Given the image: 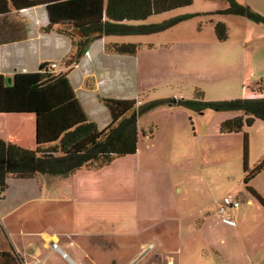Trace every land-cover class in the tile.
I'll return each mask as SVG.
<instances>
[{
    "label": "rangeland",
    "instance_id": "obj_1",
    "mask_svg": "<svg viewBox=\"0 0 264 264\" xmlns=\"http://www.w3.org/2000/svg\"><path fill=\"white\" fill-rule=\"evenodd\" d=\"M236 1L250 6L264 17V0ZM229 5L226 0H192L188 6L152 14L144 22L163 23L185 17L168 28L154 33L125 35L134 42L152 43L149 50L154 53L166 54L167 71L164 75L147 77L140 72L138 82L144 93L142 97L164 94L190 99L195 90H200L205 101H231L243 98L251 88L264 85V22L249 16L221 13ZM217 21L226 25L227 38L224 41L216 37L213 23ZM197 26L202 27L201 31ZM136 84L137 80L134 87L138 89ZM145 102L148 100L142 103ZM12 114L33 116L32 113ZM240 114V111L213 109L198 112L181 105L161 103L138 117L141 167L149 169L150 174L144 173L143 169L137 170L132 174L130 184L131 187H143L147 182H156V185L147 187L151 188L147 196L148 190L140 188L135 199L126 196L119 202L124 207L130 205L123 213L133 218L134 224H139L142 219L138 225L140 230L150 225L143 218L144 212H158L155 213L158 218H181L184 224L186 219L215 213L225 195H232L240 202L238 210L226 214L238 222L234 232H239L242 237L243 255H230L227 260L222 248L219 247L220 253L216 252L207 241L187 242L189 245L183 253L186 264H264V206L247 187L264 198V170L248 183L243 180L246 173L243 166L244 133L247 134V165L252 169L264 156V120L256 118L238 132L220 131L222 120ZM25 129H28L27 125ZM30 138L23 142V147L35 148L33 132ZM84 142L73 146L72 150H79ZM124 157L113 160L115 170L126 160ZM123 188L121 193H124ZM125 191L129 193L128 188ZM107 198L97 200L101 202L95 205L93 212L82 208L83 200L75 203L63 201L50 206V210L24 206L14 218L25 215L21 216L23 221L20 222L24 230L37 231L47 227L70 230L73 234L94 232L101 226L107 229L111 223L110 218L101 220L93 215L101 205L106 209L104 211L113 212L112 206L102 202ZM73 239L72 236L64 238L71 242V246L75 243ZM98 239L102 240L100 245L106 247L114 243L106 236ZM98 239H93L92 243L100 241ZM190 245L197 255L193 254ZM235 250L236 253L240 251L238 244Z\"/></svg>",
    "mask_w": 264,
    "mask_h": 264
},
{
    "label": "crops",
    "instance_id": "obj_2",
    "mask_svg": "<svg viewBox=\"0 0 264 264\" xmlns=\"http://www.w3.org/2000/svg\"><path fill=\"white\" fill-rule=\"evenodd\" d=\"M25 1L0 0V74L5 79H10L15 72L37 71L43 63H56L53 79L67 78L87 118L97 125L94 136L109 129L146 100L174 97L164 94L142 97L144 93L140 91L138 82L140 72L149 77L164 75L167 71L166 54L159 55L149 50L152 43L134 42L125 35L91 33L84 36L77 59L66 65V60L74 54L76 47L70 36L57 31L55 26L46 30L49 23L48 0H37L30 5ZM144 22L127 21L133 24ZM64 28L81 35L71 25ZM201 29V26H197V30ZM114 43H134L138 49L134 54H118L109 49ZM176 67L178 69V65ZM136 80L138 89L134 87ZM261 96H264V91L256 93L251 88L243 98ZM25 125L28 129H25ZM31 130L34 136V115L0 113V138L22 146L31 137ZM125 156L126 160L116 170L113 168L115 161H112L99 169L82 167L49 183H40L35 178L8 180V186L0 198V264H32L36 261L43 264H167L168 260H172L173 264H186L183 253L189 245L187 242L206 241L216 252L220 253L219 247L222 248L227 260L230 255H243L242 237L239 232H234L238 226L237 220L235 225L224 222L218 208L215 213H207L198 219H186L184 224L181 218H158L155 215L158 212H144L143 218L150 225L140 230L138 225L142 219L139 224H134L133 218L123 213L130 205L124 207L119 201L126 196L135 199L140 188L148 190L147 196L151 189L147 187L155 186L156 182L131 187L135 171L143 169L147 174L150 171L141 167L140 149ZM122 188L124 193H121ZM127 188L129 193L125 191ZM106 197L109 198L102 202L112 206L113 212L104 211L106 209L101 205L93 215L101 220L110 218L111 223L107 229L101 226L94 232L89 230L73 234L70 230L59 231L47 227L38 228L37 231L24 230L20 222L23 221L21 216L25 215L14 218L24 206L50 210V206L63 201L75 203L83 200L82 208L93 212L95 205L101 202L97 200ZM71 236L75 238L77 249L70 245L69 240H64ZM102 236L114 243L109 247L100 245L102 240L98 238ZM93 239L100 241L92 243ZM170 241L171 245L168 244ZM54 242L56 248L52 247ZM237 244L238 253L235 250ZM192 252L197 255L195 248H192ZM175 254H178L177 259Z\"/></svg>",
    "mask_w": 264,
    "mask_h": 264
},
{
    "label": "trees",
    "instance_id": "obj_3",
    "mask_svg": "<svg viewBox=\"0 0 264 264\" xmlns=\"http://www.w3.org/2000/svg\"><path fill=\"white\" fill-rule=\"evenodd\" d=\"M15 1V0H14ZM17 1V0H16ZM37 0H27L30 5ZM221 13H230L263 21L264 17L250 6L236 0ZM192 0H48L46 3L49 23L46 30L54 26L57 31L67 34L76 47L66 65L74 62L82 50L83 38L91 33L105 35L147 34L164 30L185 17L173 18L163 23H127L145 21L148 16L190 5ZM71 25L80 31L77 35L64 28ZM226 25L222 21L214 24L219 41L227 38ZM109 49L118 54H134L138 45L114 43ZM49 64H40L34 72H15L10 79L0 74V113H32L35 118V148L30 149L0 138V198L7 188L8 179H38L40 183L68 176L82 167L99 169L110 164L115 158L134 154L138 149V117L152 107L169 103L203 112L240 111V115L224 119L221 132H238L244 125H251L257 119L264 120V96L245 97L231 101H205L200 90L193 98L167 97L140 104L131 109L116 124L94 136L97 125L87 118L66 77L53 79ZM52 80V81H50ZM49 81V82H45ZM253 92L262 93L258 85ZM151 133V131H150ZM146 135L145 131H142ZM83 146L73 151L80 142ZM244 183L264 170V156L252 168L247 165V134L244 133ZM41 177V178H40ZM264 206V198L247 186Z\"/></svg>",
    "mask_w": 264,
    "mask_h": 264
},
{
    "label": "built area",
    "instance_id": "obj_4",
    "mask_svg": "<svg viewBox=\"0 0 264 264\" xmlns=\"http://www.w3.org/2000/svg\"><path fill=\"white\" fill-rule=\"evenodd\" d=\"M56 67V63L51 62L49 64V70H54ZM2 191L0 190V194ZM240 205V202L237 198L233 197L232 195H226L223 197L222 203L218 206V211L222 214V220L228 224L235 225L236 221L230 218L229 216L225 215L229 210H236ZM52 247L56 248L57 244L54 242L52 243ZM32 264H43L41 261H36ZM76 264V263H74ZM167 264H173V261H168Z\"/></svg>",
    "mask_w": 264,
    "mask_h": 264
}]
</instances>
